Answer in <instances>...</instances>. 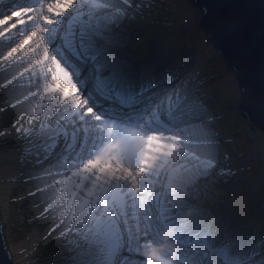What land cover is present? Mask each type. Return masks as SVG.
I'll use <instances>...</instances> for the list:
<instances>
[{
	"label": "snow or ice",
	"instance_id": "6c2138e0",
	"mask_svg": "<svg viewBox=\"0 0 264 264\" xmlns=\"http://www.w3.org/2000/svg\"><path fill=\"white\" fill-rule=\"evenodd\" d=\"M139 7L135 0H0V41L9 44L0 64L22 66L0 87L25 74L34 86L7 108L37 101L13 127L22 159L37 170L30 179L50 181L37 192L53 189L41 215L61 206L49 235L62 241L70 264H145V249L164 243L172 227L174 264H264V239L242 235L188 199L198 182L236 174L220 167L217 117L201 84L173 71L138 75L117 55L114 34ZM255 11L249 3L199 15L211 42L244 37L247 52L257 43ZM233 68L241 103L264 116V92L253 95L243 63ZM170 164L194 176L175 193L165 186L175 179ZM190 208L196 211L186 216Z\"/></svg>",
	"mask_w": 264,
	"mask_h": 264
},
{
	"label": "rangeland",
	"instance_id": "374dc122",
	"mask_svg": "<svg viewBox=\"0 0 264 264\" xmlns=\"http://www.w3.org/2000/svg\"><path fill=\"white\" fill-rule=\"evenodd\" d=\"M135 2L140 7L129 13L131 19L114 34L120 45L117 55L138 75L180 68L184 70L177 76L186 84L199 82L209 109L217 117L220 167L236 173L217 177L210 184L198 182L199 190L189 189L188 199H194L201 210L242 235L260 230L264 237V134L252 131L241 116L236 79L200 28L202 16L194 0ZM8 47L7 41H0V53ZM21 67L0 64V85ZM30 90L34 86L29 85L27 74L8 88L0 87V109L22 99ZM36 102L30 97L15 109L0 111V133H4L0 135V217L4 238L14 264H70L62 241L55 234L49 235L61 206L41 215L53 189L37 192L50 181L30 179L37 170L22 159L13 127L20 112ZM225 155L227 160L223 159Z\"/></svg>",
	"mask_w": 264,
	"mask_h": 264
},
{
	"label": "water",
	"instance_id": "95a60500",
	"mask_svg": "<svg viewBox=\"0 0 264 264\" xmlns=\"http://www.w3.org/2000/svg\"><path fill=\"white\" fill-rule=\"evenodd\" d=\"M197 10H205L206 12L216 15L225 10L237 9L246 4H254L256 11L252 20L251 30L257 38V43L253 48L245 52V38L240 37L230 43H222L217 45L211 42L205 31V25L208 20L202 17L199 26L204 35L207 37L210 46L223 59L224 64L230 68L236 79L237 88H239L240 77L234 71L233 65L237 62L244 64L246 68V76L249 79V87L254 96L259 97L264 92V9L261 4L264 0H194ZM240 114L247 121L252 131L264 134V116L259 111L251 109L247 104L240 101ZM251 117V119H249ZM0 264H14L8 246L5 242L2 221L0 217Z\"/></svg>",
	"mask_w": 264,
	"mask_h": 264
},
{
	"label": "clouds",
	"instance_id": "9594fccd",
	"mask_svg": "<svg viewBox=\"0 0 264 264\" xmlns=\"http://www.w3.org/2000/svg\"><path fill=\"white\" fill-rule=\"evenodd\" d=\"M162 158V157H160ZM158 159L155 155L149 163L155 167ZM169 170L173 173L175 179L165 182V186L172 190L174 193L183 188L181 183L182 178L194 179L192 173H185V170L177 164H170ZM195 208H190L186 212V216H191L195 213ZM176 234V228H168L163 235L164 243L155 244L145 249L144 256L146 258L145 264H174L176 245L173 242V237Z\"/></svg>",
	"mask_w": 264,
	"mask_h": 264
},
{
	"label": "trees",
	"instance_id": "16d2710c",
	"mask_svg": "<svg viewBox=\"0 0 264 264\" xmlns=\"http://www.w3.org/2000/svg\"><path fill=\"white\" fill-rule=\"evenodd\" d=\"M184 69H180V68H175L174 70H169V69H164L163 71H159V72H156V73H152V74H143V76H146V77H157L159 78L161 75H163L165 72H168V71H173L176 73V75L178 74H181L183 72ZM250 232H247L244 234V236H247V235H252L254 237L255 240H260V239H264L263 237V234H261L260 230L256 231L255 233H250ZM262 235V236H261Z\"/></svg>",
	"mask_w": 264,
	"mask_h": 264
}]
</instances>
